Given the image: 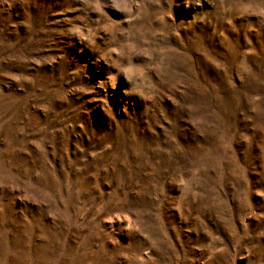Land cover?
Here are the masks:
<instances>
[{"label":"rangeland","instance_id":"rangeland-1","mask_svg":"<svg viewBox=\"0 0 264 264\" xmlns=\"http://www.w3.org/2000/svg\"><path fill=\"white\" fill-rule=\"evenodd\" d=\"M0 264H264V0H0Z\"/></svg>","mask_w":264,"mask_h":264}]
</instances>
